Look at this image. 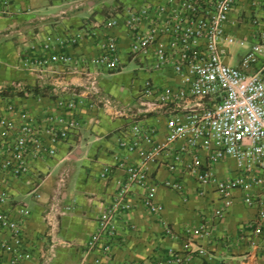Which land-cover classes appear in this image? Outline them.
Returning a JSON list of instances; mask_svg holds the SVG:
<instances>
[{
	"label": "built area",
	"instance_id": "obj_1",
	"mask_svg": "<svg viewBox=\"0 0 264 264\" xmlns=\"http://www.w3.org/2000/svg\"><path fill=\"white\" fill-rule=\"evenodd\" d=\"M257 1L249 0L250 7ZM235 5L236 0H143L137 5L117 6L103 21L106 33L100 53L89 61L65 50V43L74 40L69 35L46 32L38 37L37 46L25 52L21 65L37 74L39 85L48 84V73H80L86 75V84L82 90L63 84L60 94L54 93V106L40 120L11 102L0 107V175L19 177L33 170L35 160L55 154V143L67 139L77 127L79 106L101 104L125 119L117 137V146L124 152L115 162L125 177L97 216L96 230L88 240L90 248L111 251L116 218L131 209L129 194L134 187L144 189L140 200L149 212L159 210L147 163L165 166L173 174L192 175L200 185L212 184L221 199L213 211L216 218L231 205L233 190H242L243 202L257 205L250 234L245 237L257 247L264 241V201L251 190H264V29H259L246 46L245 39L233 33L240 22L232 16ZM10 6L11 0H0L2 12ZM244 17L253 25L258 21L253 15ZM117 26L127 33L129 55L141 61L148 73L169 72L174 79L173 83L157 84L149 75L137 94L122 106L102 97L94 86L100 71L121 67L117 37L111 32ZM235 43L244 51L233 64L231 46ZM51 83L49 91L53 92ZM14 86L23 89L21 83ZM24 95H28L26 90ZM153 114L165 118V132L158 140L145 121ZM223 156L234 157L237 173L219 179L213 164ZM109 170L105 166L102 173ZM164 184L182 189L180 182ZM5 198L1 191L0 202ZM23 214H27L26 209ZM161 222L164 231L175 236L171 227ZM0 227L9 230L11 239L10 243L1 240L0 247L12 253L15 261L28 257L21 248L17 220L3 210ZM210 234L211 226L204 222L189 226L184 231L183 250H168L161 257L136 264H185L189 252L205 256L204 241Z\"/></svg>",
	"mask_w": 264,
	"mask_h": 264
},
{
	"label": "crops",
	"instance_id": "obj_2",
	"mask_svg": "<svg viewBox=\"0 0 264 264\" xmlns=\"http://www.w3.org/2000/svg\"><path fill=\"white\" fill-rule=\"evenodd\" d=\"M142 1L11 0L7 12L0 10V88L37 82V74L22 66L21 59L46 32L69 35L74 40L65 43V50L89 61L100 53L105 41L102 24L108 12ZM249 15L257 17L256 24L244 17ZM232 16L240 20L239 26L233 27L234 35L245 39L244 44L249 46L255 33L264 29V0L251 7L249 0H236ZM111 32L117 37L121 67L96 75L94 86L102 97L122 106L137 94L149 75L157 84L174 82L171 73H148L141 61L129 55V38L122 27H114ZM237 48L244 51L235 43L231 46L233 55ZM238 57L233 56L231 62L236 63ZM46 79L48 85L52 82L55 86L53 92L36 96L0 95V107L11 102L40 120L54 106V93L60 94L63 84L69 83L78 90L86 84V75L80 73H48ZM75 114L78 125L67 139L55 143V154L35 160L33 170L22 176L0 175V192L6 194L0 210L17 220L23 239L21 248L29 253L15 261L12 253L0 247V264H136L142 259L161 257L168 250H183L185 229L201 222L211 226V234L204 241L207 255L189 252L185 264H264V241L254 247L245 239L250 234L249 225L256 217L257 205H246L242 190H233L231 205L221 218H216L213 211L221 205V199L212 184L200 185L192 175L173 174L154 163L146 166L155 185L153 198L159 210L149 212L140 200L144 189L134 187L129 194L131 209L116 218L111 251L90 248L88 240L96 230L97 216L125 177L115 167L116 157L124 152L117 146V137L125 119L101 104H83ZM145 121L153 128L154 139H161L165 118L153 114ZM202 157L204 161V153ZM105 166L110 168L107 174L102 173ZM213 169L219 179L237 173L232 156H223L213 164ZM165 181L180 182L182 189L166 186ZM251 193L264 201L262 188L254 187ZM161 221L171 227L175 236L164 231ZM1 240L11 241L8 229L0 227Z\"/></svg>",
	"mask_w": 264,
	"mask_h": 264
},
{
	"label": "trees",
	"instance_id": "obj_3",
	"mask_svg": "<svg viewBox=\"0 0 264 264\" xmlns=\"http://www.w3.org/2000/svg\"><path fill=\"white\" fill-rule=\"evenodd\" d=\"M14 84L15 83L0 88V95H8L11 97L14 95H24V90L30 95H44L47 94V92L49 93L50 88L48 84L39 85L34 83L32 85H23V89H17Z\"/></svg>",
	"mask_w": 264,
	"mask_h": 264
},
{
	"label": "rangeland",
	"instance_id": "obj_4",
	"mask_svg": "<svg viewBox=\"0 0 264 264\" xmlns=\"http://www.w3.org/2000/svg\"><path fill=\"white\" fill-rule=\"evenodd\" d=\"M235 51H233L234 52V57H238L240 54H242V52H243V50L242 49H240V48H237V49H234ZM238 55V56H237ZM21 83V85H29L28 83H26V82H20ZM37 83V82H36Z\"/></svg>",
	"mask_w": 264,
	"mask_h": 264
}]
</instances>
